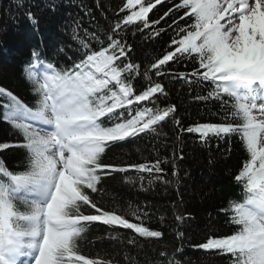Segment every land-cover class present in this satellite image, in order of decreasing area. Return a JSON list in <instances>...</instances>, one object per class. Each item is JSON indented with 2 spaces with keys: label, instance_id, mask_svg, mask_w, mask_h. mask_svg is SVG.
Here are the masks:
<instances>
[{
  "label": "snow or ice",
  "instance_id": "snow-or-ice-1",
  "mask_svg": "<svg viewBox=\"0 0 264 264\" xmlns=\"http://www.w3.org/2000/svg\"><path fill=\"white\" fill-rule=\"evenodd\" d=\"M166 5L157 19L150 17L157 6ZM27 15L39 23L30 10ZM84 15L92 17L91 10ZM91 23L83 28L82 20L73 21L70 65L57 66L58 58L67 55L63 47L51 59L33 50L22 70L31 103L0 86V119L18 138L0 143V264H119L114 257L80 254L79 241L98 225L122 246L139 247L141 239L157 242L162 250L152 264H184L181 228L191 217L175 205L168 226L175 225L179 247L158 245L163 231L145 226L152 216L147 203L129 202L126 209L104 206L110 191L106 178L115 179L113 174L134 170L140 175L125 176L124 182L135 186L138 180L142 191L171 183L165 164H172V176H178L182 149L170 161L105 159L124 143L159 137V128L169 120L180 133L198 136L201 145L238 138L246 153L234 176L243 187V200L229 201L225 211L235 232L210 236L196 248L228 264H264V0H126L108 24L93 28ZM129 33L149 43L170 35L161 53L137 62ZM189 63L190 71L176 70ZM164 79L190 92L210 86L206 96L194 99L213 103L218 122L183 127L175 105L160 107L161 97L169 94ZM9 157L16 161L11 167ZM116 198L122 200L119 194ZM161 223L168 222L161 217ZM118 230L134 235L120 240ZM125 260L135 264L128 255Z\"/></svg>",
  "mask_w": 264,
  "mask_h": 264
},
{
  "label": "trees",
  "instance_id": "trees-1",
  "mask_svg": "<svg viewBox=\"0 0 264 264\" xmlns=\"http://www.w3.org/2000/svg\"><path fill=\"white\" fill-rule=\"evenodd\" d=\"M126 0H24L23 6H17L12 0H0V86L6 87L17 94L25 102H32L29 85L23 75L24 66L30 61L33 50L45 54L44 58L51 59L56 49L65 48L67 55L58 58L57 66L71 63L68 56L75 53V43L72 40V26L74 20H82V27H95L97 23L103 27L114 19V13ZM159 11L150 13L152 19H157L167 10L157 6ZM11 9V12L9 11ZM90 9L92 17L84 15ZM35 14L38 24L33 23L27 11ZM164 35L161 40L149 43L137 35L135 39L129 33V43L134 45L133 56L137 62L162 52L161 44L169 39ZM178 71L191 70V64L180 65ZM168 90L166 98L161 97L160 107L175 105L176 117L183 127L195 123L218 122L213 114L217 107L211 102L195 100L199 94L206 96L210 86L202 85L190 92L186 85L172 83L168 79L162 81ZM2 111V109H0ZM161 135L157 138L143 136L124 143L115 148L105 157L118 163H146L157 158L172 160L173 153L179 157L183 150V159H177L178 176H172V164L164 165L165 173L170 184H154L149 191L139 188V181L133 186L125 183V176L136 178L140 174L130 170L127 174H113L115 179L106 178L105 187L110 191L104 198L105 207L117 204L125 209L129 202L143 206L147 203L152 216L145 221V226L163 231V239L158 245L179 247L181 241L176 238L172 222L175 210L190 216L186 225L181 228L184 232L182 257L184 264H228V261L214 258L196 248L210 236L222 237L235 232V228L228 222L230 217L225 215L229 201L242 202L243 187L238 185L234 176L241 170L246 159L238 138L232 141L213 139L211 146L201 145L196 135L186 132L180 133L173 122L169 120L161 128ZM177 135L180 139L177 140ZM18 138L13 135L10 125L0 119V143L14 142ZM229 149H231L229 151ZM9 166L16 161L9 157ZM146 176V174H145ZM147 187V180H145ZM114 190V191H113ZM117 194L122 196L117 199ZM161 217L168 223L162 224ZM129 219L136 222L130 215ZM120 240L125 236H133L130 230H118ZM115 235V233L113 234ZM141 239L139 247L121 245L119 240L112 242L108 239L105 226H93L83 239L79 241L80 254L89 259H112L119 264H131L125 260V255L131 257L135 264H152V259L162 250L161 247ZM169 247V252L172 250Z\"/></svg>",
  "mask_w": 264,
  "mask_h": 264
}]
</instances>
